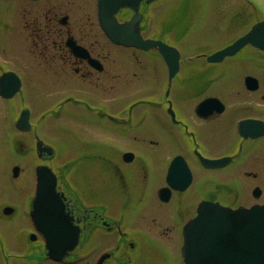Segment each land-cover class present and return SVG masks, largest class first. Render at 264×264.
I'll return each instance as SVG.
<instances>
[{
    "label": "flooded vegetation",
    "instance_id": "obj_1",
    "mask_svg": "<svg viewBox=\"0 0 264 264\" xmlns=\"http://www.w3.org/2000/svg\"><path fill=\"white\" fill-rule=\"evenodd\" d=\"M126 12H128L126 17L118 15L120 22L129 18L130 12ZM18 17L16 27L27 32V37L21 42L20 49L30 60L26 64L24 61L21 62L23 73L26 69V71L33 72L34 75L41 73L49 76L52 81L64 84V91L70 95L87 93L95 99L96 106H101L103 101H107L110 107L116 103L113 124L116 127L131 124L128 118L134 115V109L130 104L135 97V82L137 76H140L138 78L140 81L146 77L149 71V58L148 56L145 58L147 53L115 44L105 36L97 22L96 0H26L19 7ZM141 28L142 34L145 35L142 25ZM23 73L21 74L23 75ZM18 74L23 79L19 72ZM243 77L239 78L238 82L242 83ZM256 92L259 93L256 95L255 103L243 105L241 110L239 109L241 106L237 105L230 109L225 107L220 113H215L212 111V106L202 112L204 117H199L196 113V106L202 100L212 96L222 100L215 91L206 90L203 92L204 95L201 93L198 96H192L195 105L193 114L188 117L183 108H178V106H175L178 110H173L174 119L171 117L167 111L169 104L173 102L170 95L168 97L170 100H165L166 105L159 106L154 112L153 124L160 129L163 128V131L165 128H171L173 131H170L168 137L175 139L176 136V140L185 151H190L189 140L191 141L190 160H187L192 173L191 186L204 191L206 194L203 196L204 200L219 202L232 208L239 205L250 206L254 202L251 204L239 203V200L243 198L236 188L241 190L247 188L248 194L249 192L252 194L256 187L264 185V135L255 138L240 137L236 131L237 122L241 119H257L264 122V105L262 104L264 93L259 88L252 93ZM238 94L239 92L236 90L233 95ZM176 101L179 102L178 99ZM157 110L160 111L156 114ZM210 111L211 113H209ZM238 112H241V116L235 119ZM219 128L225 129L224 131H233L238 143L237 150H234L235 153L232 151L230 152L232 154L227 155L223 154L226 151L215 152L216 148H213L211 144L213 140L218 139V133L221 134ZM173 132H175V136ZM225 142L231 143V138ZM231 149V147L229 150L226 148L227 152ZM198 151L208 158L232 156L229 166L233 162V164H240L236 174L246 180H233V182L225 184L217 183L215 177L217 170L204 168L196 157L195 153ZM222 170L219 169L218 172ZM175 193L176 191H172L171 196ZM65 196L66 211L74 217L75 223L79 225L81 239H88L98 227L107 231L114 229L116 225L114 221L104 220L98 211L93 212L92 209L84 207L73 197ZM193 201H191V205H194ZM261 202L264 203V199ZM191 205L184 206L182 203L173 207L172 212L178 211V213L160 216L158 222L153 218L152 224L147 223V217L140 218L141 223L138 222L134 227L136 230H133L135 231L133 235L135 240L129 242L131 249L139 250V255H141L143 247L148 241L156 243L158 242L156 239L165 237L164 241L171 243L173 239H178L181 233L179 225L184 218H187L184 214L191 212ZM3 209L0 210L2 214ZM16 211L14 209L11 215ZM1 217L6 218L5 216ZM142 227L145 228V231L141 230ZM36 235L38 239H41L39 234L36 233ZM136 235L141 238V241L135 238ZM163 242L159 241L158 243L162 246L167 245ZM164 251H167L166 248ZM112 258L111 255L105 264H119L116 261L108 263ZM31 259H34V255ZM18 262H22V260ZM30 262L31 264H63V262L40 261L38 259Z\"/></svg>",
    "mask_w": 264,
    "mask_h": 264
},
{
    "label": "rangeland",
    "instance_id": "obj_2",
    "mask_svg": "<svg viewBox=\"0 0 264 264\" xmlns=\"http://www.w3.org/2000/svg\"><path fill=\"white\" fill-rule=\"evenodd\" d=\"M179 1L181 2V6L179 7L181 11L183 9V0H163L160 3L153 5L149 8L151 18L157 20L160 17H164L165 14L169 13L172 10V7ZM202 1H198L196 6H199V3ZM208 1L206 0L204 3L202 2V11H197L196 15L199 16L202 15L203 12L205 13L201 16V18H196L194 20V27L191 25L190 34L187 35L186 41L182 44H175L184 56L187 55L183 51V46L194 47L196 44L205 42L206 45H211L209 50L212 51V49L217 48L218 45L223 44L227 39L226 38L221 41L220 36L229 30L231 18L229 11L231 8L223 7L226 4L225 1L215 0L210 4L211 7L214 6L213 12L208 13V11H206L207 7L204 5ZM233 1L230 0L229 3ZM237 1L239 5L241 0ZM251 1L254 5V7L251 8L252 12L248 13L247 11L245 17H236V21L240 19L245 20L247 16L255 19L256 14L257 16L262 15L264 17V0ZM194 5L195 4L191 2V8ZM195 8L192 10L195 11ZM172 14L173 16H177V10L172 11ZM1 29L2 28H0V30ZM2 35L3 36L0 38V57L6 59H10L9 57H12V64L18 68L20 61L24 60L26 57L22 54L21 49L19 48L21 36L16 34V32L11 31H6L4 34L2 33ZM196 51H201V53L206 54L209 53L204 52L205 50H201L200 48ZM248 51L249 49H245L238 56H247L249 54ZM224 62L227 63L228 60H225ZM196 64L199 65L198 67L200 69H207L204 70L205 72H217L216 69L219 67L206 62L203 64L201 61ZM251 68L249 64H242L238 66L236 71H234V69L229 72L221 70V73L225 74L220 76V79L215 82L214 91L219 94L222 99L227 101L232 99V95L236 90L240 91L241 89L240 83L238 82V73H240L241 76L244 71L256 72L259 77L264 79V65L255 63ZM221 69H224V67H221ZM187 73L188 71L184 69L182 76L187 75ZM148 81L149 78L147 77L143 83L148 84ZM29 84L30 87L32 86L31 94H28L26 99L32 106L34 117L37 119L40 115L41 108L48 106L51 102H53V100L44 99V97L47 98L48 96H44V91L49 89L51 84L48 79H43L41 76L35 75L30 79ZM230 89L231 92L229 93ZM191 91L192 90L189 88L184 87L181 94L183 96L184 104L189 110H191L193 105ZM243 94L244 91L239 96H242ZM189 98H191V100L187 101ZM9 103L15 107L19 102L18 100H14ZM9 103L6 99L0 97V208L2 205L8 203L17 209V211H20V213L18 216L14 217L16 218L14 220L12 219L9 221L6 219L7 221H0V238L8 248L24 250L26 246L28 248L31 246L25 239L23 231H19V225H26L27 223L26 219L23 217L20 219V217L21 212H25L27 209L28 198L32 187V172L28 170L32 167L29 165L32 162L30 158L32 153L31 150H29L30 145L26 142L23 147L16 145L13 151V146L15 145L14 138H16L17 134L13 130V124L15 122H13L12 113H5ZM61 113V117L58 120L54 119L50 121L51 118L48 117L45 121L46 123L42 126L40 125L36 132L45 143L50 144L57 150L54 160L56 159V162L60 166L67 163L69 159L75 161L76 166L74 179L80 187L84 186L86 180L91 179V181H95L97 191L101 196L115 198L117 188L113 176L110 175L112 173L110 167L112 166L115 157H117L118 149L131 150V152L135 154V158L131 164L133 165L134 171L140 173L142 167L145 171H147V183L145 187L139 191L141 199L135 192L134 185H131L128 188V192L124 196V198L129 201L124 213L126 214V217L122 215L123 213L121 211L123 208V198L120 199L117 210L113 212L117 217H119L121 230L127 235L130 234L132 228L137 226L138 222L136 218L146 216L147 223L152 224L154 222L153 218H155V221L158 222L157 216H170L172 214L173 207L184 203L186 200H190L194 194L199 193V190L194 188L192 190H188V192L186 191L187 194L173 197L171 202L166 206H164V204H159L156 194L157 189L162 184V178L166 170L168 160L178 151L176 149V145L166 139L167 136L161 133L162 131L159 127L146 123L139 129L136 128L133 130L134 133H137L138 139L118 142L107 125L102 128L95 127L97 126L96 124L91 126L89 124L90 115L88 114V116H86L82 110L73 107H63ZM146 117L148 121H152V116L146 115ZM231 136L232 132L226 131L225 134L223 132L221 138L213 140V143L211 144L212 147L219 150L224 149L227 146H232L233 143L228 144L225 142V140H230ZM27 137H29L28 134L27 136L25 135V138ZM149 140H153L158 143H151ZM16 141L19 142L17 139ZM96 150L101 152L98 159L88 156L90 152H95ZM14 152L15 157L13 154ZM19 153H23L22 156H18ZM26 158H28V161L30 162L29 164L27 163L28 161ZM13 164H19L20 167L24 169V171L17 178H12L10 172L8 171ZM60 166H58V169L61 168ZM52 167L54 168V166ZM98 171H103V175L108 176L107 180H105L102 184L97 181ZM234 174V170L228 169L226 172L216 173L215 177L220 178V176H223L226 179H232L231 177H233ZM236 189L243 199L248 197L247 188H244L243 190L240 188ZM118 212L120 213L118 214ZM141 230L145 231V228L142 227ZM138 240L141 241V238H138ZM156 240L158 242L161 241V239ZM106 241V237L100 236L99 239H95L90 245L101 246ZM158 242H154L155 244L150 241L146 242L143 247V253L139 256H134L131 264H182L179 251L180 237H178V239H173V242L167 243L166 246H162ZM154 246H156L157 249H162L163 252L159 250H152ZM106 247H109V245L107 244ZM165 248L167 251H164ZM101 249L102 248H99L93 251L90 258H92L95 253L102 251ZM22 252L25 253V251Z\"/></svg>",
    "mask_w": 264,
    "mask_h": 264
},
{
    "label": "water",
    "instance_id": "obj_3",
    "mask_svg": "<svg viewBox=\"0 0 264 264\" xmlns=\"http://www.w3.org/2000/svg\"><path fill=\"white\" fill-rule=\"evenodd\" d=\"M143 0H98L99 22L105 33L115 42L133 45L143 50L157 48L169 68V78L177 71L179 54L176 49L159 41L143 39L139 34L141 15L139 4ZM150 2L151 0H145ZM122 8L134 12L127 23L117 24L113 15ZM251 43L264 50V22L252 27L234 44L212 54L208 61L218 62L225 56L234 54L245 44ZM10 74L0 78V94L10 96L18 82L9 87ZM11 89L10 92L8 89ZM28 112L23 111L17 122V127L26 129ZM41 154H52V150L37 143ZM179 158L174 160L169 170L172 175ZM207 166L217 167L224 160L203 161ZM36 188L32 200L31 217L46 234L45 248L48 255L60 259L77 244L78 231L70 217L64 214L62 200L55 191L56 178L47 166H37ZM18 174V167L13 168V175ZM185 243L182 255L185 264H264V207L256 206L250 209L239 208L232 211L216 204L201 203L196 217L184 227ZM106 255L97 264H101Z\"/></svg>",
    "mask_w": 264,
    "mask_h": 264
}]
</instances>
